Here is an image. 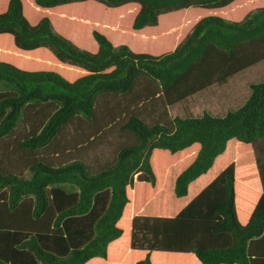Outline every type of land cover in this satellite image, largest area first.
<instances>
[{"label":"trees","instance_id":"trees-1","mask_svg":"<svg viewBox=\"0 0 264 264\" xmlns=\"http://www.w3.org/2000/svg\"><path fill=\"white\" fill-rule=\"evenodd\" d=\"M261 60L264 0H0V264H264V66L142 114Z\"/></svg>","mask_w":264,"mask_h":264},{"label":"rangeland","instance_id":"rangeland-1","mask_svg":"<svg viewBox=\"0 0 264 264\" xmlns=\"http://www.w3.org/2000/svg\"><path fill=\"white\" fill-rule=\"evenodd\" d=\"M85 40L87 41V39ZM263 66L264 60L255 62L225 80L213 82L180 101L163 107V109L155 106H146L142 114L145 115L148 121L159 119L166 124L173 115H199L203 110L213 115H221L227 109L236 108L244 100L248 92L247 84L249 82H256L262 78ZM75 122L73 121L65 127V137L68 138V134L76 127ZM115 141L108 133L105 134L104 140L100 141V145L105 150L107 157L112 155ZM229 154V150H226L216 161L215 167L212 170L195 180L188 187V195L191 196L198 191L215 174L217 168L225 166L230 160Z\"/></svg>","mask_w":264,"mask_h":264}]
</instances>
